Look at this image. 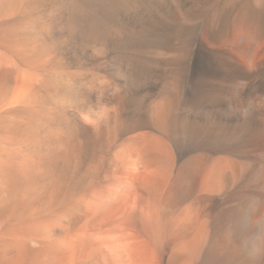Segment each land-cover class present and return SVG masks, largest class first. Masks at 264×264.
Instances as JSON below:
<instances>
[{"label":"bare ground","instance_id":"obj_1","mask_svg":"<svg viewBox=\"0 0 264 264\" xmlns=\"http://www.w3.org/2000/svg\"><path fill=\"white\" fill-rule=\"evenodd\" d=\"M0 264H264V0H0Z\"/></svg>","mask_w":264,"mask_h":264},{"label":"rangeland","instance_id":"obj_2","mask_svg":"<svg viewBox=\"0 0 264 264\" xmlns=\"http://www.w3.org/2000/svg\"><path fill=\"white\" fill-rule=\"evenodd\" d=\"M242 59H243V63H244V64L247 63L246 60H245L244 58H242ZM244 60H245V62H244ZM241 61H242V60H241ZM254 64H255V62L252 64V66H254ZM245 65H247V64H245ZM217 199H218V201H216V203H217V205H218L220 200H219V198H217Z\"/></svg>","mask_w":264,"mask_h":264}]
</instances>
